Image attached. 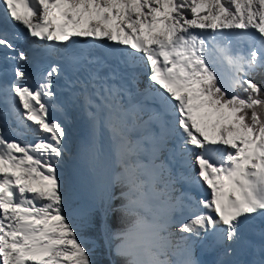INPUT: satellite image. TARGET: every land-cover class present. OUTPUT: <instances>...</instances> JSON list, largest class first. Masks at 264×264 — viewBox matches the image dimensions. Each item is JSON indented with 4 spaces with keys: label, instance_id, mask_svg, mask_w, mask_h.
Masks as SVG:
<instances>
[{
    "label": "snow or ice",
    "instance_id": "snow-or-ice-1",
    "mask_svg": "<svg viewBox=\"0 0 264 264\" xmlns=\"http://www.w3.org/2000/svg\"><path fill=\"white\" fill-rule=\"evenodd\" d=\"M0 6L5 24L40 42L29 54L15 43L18 34L0 30L12 75L0 89V264H94L69 216L71 185L62 169L70 135L54 115L77 105L93 129L85 163L98 170L114 157L121 171L112 183L127 189L101 207L102 231L110 210L136 216L112 234L126 264H264V88L253 79L264 73V0ZM222 64L232 71L228 79ZM61 78L68 96L57 103ZM141 122L152 126L148 147L130 135ZM29 134L34 144L24 139ZM181 182L210 198L176 195ZM121 198L127 203L114 207ZM196 241L212 261L199 258Z\"/></svg>",
    "mask_w": 264,
    "mask_h": 264
},
{
    "label": "bare ground",
    "instance_id": "bare-ground-1",
    "mask_svg": "<svg viewBox=\"0 0 264 264\" xmlns=\"http://www.w3.org/2000/svg\"><path fill=\"white\" fill-rule=\"evenodd\" d=\"M20 12H21V14H23V10L22 9H20ZM3 16H4V8L2 6H0V23H4L3 22ZM7 26H8V29H7L8 31L7 32L10 35L13 34V33L19 35L20 38L18 40H16L15 43H17L20 47H22L24 49L26 46H28L30 43H32V41L26 40L24 38L25 34H26V30L22 26H19V25H16L14 27L11 26V25H7ZM196 31H200V30H196ZM205 31L210 32L211 30L208 29V30H205ZM244 45H246V44H244ZM9 55H11V53H9ZM5 68L8 69V73H7V75H0V89H2L3 86H5L6 84L10 83L11 79H12V75H11V71H10L11 62H6L4 60V50L1 49V51H0V70L5 69ZM142 79L146 81L145 83H147L146 77H142ZM56 92H57V96L59 97V100L57 101V103L63 102L67 98L68 91H67V88L65 87V78H61L60 84L56 88ZM2 100H3V92L0 91V101H2ZM4 108H6V105L4 103L0 102V110H2ZM83 112H85V111L82 108H80L79 105H77L76 108L69 109L68 114L61 113L60 111H56L54 113V115L56 117L71 116V117H73L72 119L74 120V123L76 122V126L74 125V127L71 128V130H74V131L77 132L76 133V137L74 139V142L76 143V139H77L78 136L81 138V145L80 146H77V145L74 146L76 150H80V148L82 146L84 147L85 144H86L85 137L80 134V131L78 129L79 128L78 124H79L80 117L81 116L83 117L86 114V113H83ZM51 115H53V114L50 113V116ZM143 119L147 120V116H144ZM28 123L31 124V122H28ZM87 125H88V130H92L93 131L91 123H87ZM138 126H139L138 129H136V126H135V130L133 129L134 133L131 134L132 138H134L133 140L136 141V142H137V140H140V138H142L141 141H143L145 143V145L143 143L142 144L145 147H148L149 145L147 144V141H148V138H149V131H150L152 126L151 125H145V124H143L142 126H141V124H138ZM14 127H15V123L13 121V118L11 116H9L8 121H7V128H14ZM33 127H35V125H33ZM7 128H6V130H7ZM40 135L44 136L46 134L40 133ZM11 138L12 139H21L22 137L12 136ZM24 139H26V142H28V143H33L34 144L36 142L31 134H29L26 137H24ZM147 155L148 154L145 153L144 157H140L141 162H143L145 164L148 163V159H146ZM163 155L167 156V153H164ZM141 156H142V154H141ZM133 159H135V158H133ZM73 161H77V156H75V154L71 153V154H69L68 162H66L65 165H64L65 169H62L64 176L69 180L71 186H78V187H81V188L82 187H87L88 184H91L92 180H91L90 177H88V174L86 172V168H83L81 166H80L79 169L78 168H73L72 165H71V163ZM104 168H105V173H104L103 176H104V180H105V182L107 184L106 188H108L110 190V185L113 184L112 183L113 177L112 178L110 177V175L113 173L112 170H111L110 161L104 166ZM177 168H178V166H177ZM81 173H83L86 176V178ZM193 174H195V173H193ZM92 185L95 188H97L96 178H94V181H93ZM176 187L179 189V191H177L176 195H179L180 192H183V191H191L193 195H196L198 197L210 198L208 196V191H202L200 189L190 188V186H188L187 184H185L183 182L177 184ZM204 188L206 189V185L204 186ZM153 203L154 204H160L161 207L163 206L161 201H153ZM173 231L175 232V236L173 237L174 244L180 243L179 236L181 235V233H179L175 229H173ZM202 243H205V242L196 241V243L194 245L195 248L197 249V254H198L199 258L210 262V261H212L214 259V255L211 254L209 251H206L204 248H202L201 247ZM237 258L238 259H255V258H258V257H253L251 255H248V256L238 255Z\"/></svg>",
    "mask_w": 264,
    "mask_h": 264
},
{
    "label": "rangeland",
    "instance_id": "rangeland-1",
    "mask_svg": "<svg viewBox=\"0 0 264 264\" xmlns=\"http://www.w3.org/2000/svg\"><path fill=\"white\" fill-rule=\"evenodd\" d=\"M0 29L1 30H7L8 26L4 23H0ZM8 31V30H7ZM241 47H244L247 50V46L242 44ZM1 51V49H0ZM219 70L222 71L225 75V78L228 79L232 75L231 69L226 65L222 64L219 66ZM146 81L144 80V83ZM85 113V112H83ZM56 117V116H55ZM73 117L71 116H63V117H56L57 120H59L61 123L65 125V127L68 129L69 135H70V143L68 145L69 148V154L73 153L75 156H77V161H73L71 163L73 168H86V172L88 174V177L91 178V184H88L87 187H78V186H71L70 188V198L72 203H74V206L72 205V211L69 213L70 218L72 219V225L76 229L77 228V223L81 221L85 216L88 214L94 212L99 208L98 203L106 202L108 199L109 195L112 192L113 189V184L110 185V190L106 188V182L104 180V173H105V168H101L98 170H92L88 165L85 163L84 159V147L82 146L80 150L75 149V145L80 146L81 145V138L78 136L76 139V143L74 142V139L76 137V131L71 130V128L76 126V122L74 123V120L72 119ZM87 123H90L87 115L85 114L83 117H80L79 124H78V129L80 131V134L85 137L86 142L89 141L92 137V130H88V125ZM141 126L143 123H140ZM81 125V126H80ZM138 125L136 126V129H138ZM135 130V127L133 128ZM133 129L130 131V135L134 133ZM88 130V131H87ZM97 135L99 136L100 133L97 132ZM90 136V137H89ZM132 137V135H131ZM134 139V138H132ZM102 140L105 145L109 143V134L107 132L103 133ZM137 140L139 143H145L143 141ZM78 142V143H77ZM144 154L140 157H144ZM135 158V157H134ZM110 164H111V170L112 174L110 177L112 178L115 173L121 171V169L114 163V157L109 158ZM108 161V162H109ZM68 168V167H67ZM63 169L64 166H63ZM69 169V168H68ZM85 178L86 176L81 173ZM67 176V175H66ZM94 178H96V183H97V188H95L92 183L94 181ZM174 240V239H173ZM104 241V244L106 245V241ZM107 247V245H106ZM116 253V252H115ZM117 254V253H116Z\"/></svg>",
    "mask_w": 264,
    "mask_h": 264
},
{
    "label": "trees",
    "instance_id": "trees-1",
    "mask_svg": "<svg viewBox=\"0 0 264 264\" xmlns=\"http://www.w3.org/2000/svg\"><path fill=\"white\" fill-rule=\"evenodd\" d=\"M254 81L264 88V73L257 74L253 77ZM240 94L245 95L242 91ZM121 191H127L119 185H114L111 194L119 196ZM108 199L106 202L98 203L99 208L94 212L85 216L77 223V234L84 241V245L91 252V259L94 264H126V259L115 253L118 240L112 239V234L122 232L131 227L136 220V216L125 214L120 211H109L106 219V234L100 227V209L108 207ZM124 199H116L112 201L113 206L126 204ZM74 206V203H72ZM106 241V245L104 241Z\"/></svg>",
    "mask_w": 264,
    "mask_h": 264
}]
</instances>
